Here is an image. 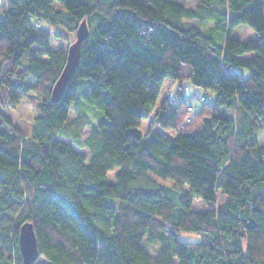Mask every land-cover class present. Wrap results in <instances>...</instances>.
I'll return each mask as SVG.
<instances>
[{
    "label": "trees",
    "instance_id": "16d2710c",
    "mask_svg": "<svg viewBox=\"0 0 264 264\" xmlns=\"http://www.w3.org/2000/svg\"><path fill=\"white\" fill-rule=\"evenodd\" d=\"M0 12V264H21L24 221L40 264H264V39L233 35L264 34V0H7ZM83 19L52 102L65 52L49 28L75 33ZM79 78L111 97L100 123L79 112ZM168 79L179 84L159 101ZM184 80L209 98L186 105ZM29 93L30 133L4 112Z\"/></svg>",
    "mask_w": 264,
    "mask_h": 264
},
{
    "label": "rangeland",
    "instance_id": "374dc122",
    "mask_svg": "<svg viewBox=\"0 0 264 264\" xmlns=\"http://www.w3.org/2000/svg\"><path fill=\"white\" fill-rule=\"evenodd\" d=\"M142 2L147 3L148 0H139ZM182 3H185L187 6H194L197 0H177ZM7 0H1L0 5L6 3ZM56 7H60L58 3H54ZM0 17H2V13L0 12ZM51 32V40H50V47L55 50H62L66 52L68 45L74 40L75 38V33L67 34V32L60 31L59 29H53L49 28ZM54 32L59 33L60 35L56 36L54 35ZM233 35L237 38H245V39H252L255 38L256 36H262L264 39V34L263 33H257L253 29L245 26V25H239L233 30ZM22 62L26 64L27 62V57L24 56L22 58ZM237 71L242 73V75L246 76L247 72L243 68H235L230 71ZM34 79L31 75L27 76V82L28 83H33ZM76 83L85 85L86 88L84 91H82L81 95L78 96L77 100V105L79 108L80 113H85L87 114L91 120L92 123L97 124L102 122L105 119V116L103 114V109L104 106L111 100L110 95L106 91H102L100 95L96 98H92L89 93V79L87 78H79L75 80ZM178 82H172L171 80H166L162 86L161 93L159 96V101L163 98L164 94L167 92L169 88V96L173 95L175 92ZM181 89L183 92V100L186 105H192V106H198L200 105V100L199 97L203 95L209 94L208 90L191 84L190 82L184 80L181 82ZM80 92V91H79ZM32 93L27 94L25 98H23L20 103L15 107V108H6L5 109V114L13 121L18 123L24 130L27 132H31L32 127H33V120L36 115L34 109H33V103L31 100H36ZM158 101V102H159ZM73 104V103H72ZM158 105V104H157ZM78 108L76 105H72L71 110H70V116L73 117L75 114L78 113ZM232 112L231 109H227L225 107H220L217 111L218 115L222 116H228ZM183 121H185V117H183ZM149 121H142L141 123V129L143 131L146 130L148 127ZM162 131L167 133L169 136L174 137L176 135V131L171 130V129H166L163 128ZM256 138L258 140V143L261 145H264V128L259 129L256 132ZM109 180H113V175L110 172L109 173ZM180 237L189 242H195V241H200L201 240V235L198 233H193V232H186V231H181L180 232ZM149 252H151V249L147 248ZM45 260L42 256H40L36 262V264L43 263Z\"/></svg>",
    "mask_w": 264,
    "mask_h": 264
},
{
    "label": "water",
    "instance_id": "95a60500",
    "mask_svg": "<svg viewBox=\"0 0 264 264\" xmlns=\"http://www.w3.org/2000/svg\"><path fill=\"white\" fill-rule=\"evenodd\" d=\"M87 36L88 27L86 21L83 19L78 24L74 40L68 45L65 52L64 65L52 85L50 92V100L52 102L58 101L65 91L67 83L72 77L79 61L82 42ZM18 249L21 264H33L39 258L33 225L29 221L22 222L18 228Z\"/></svg>",
    "mask_w": 264,
    "mask_h": 264
},
{
    "label": "built area",
    "instance_id": "2783aa9c",
    "mask_svg": "<svg viewBox=\"0 0 264 264\" xmlns=\"http://www.w3.org/2000/svg\"><path fill=\"white\" fill-rule=\"evenodd\" d=\"M208 98H209V97H207V96L201 95V96L199 97V100H200L201 102H204V101H206ZM187 109L190 110V109H191L190 106H188Z\"/></svg>",
    "mask_w": 264,
    "mask_h": 264
}]
</instances>
